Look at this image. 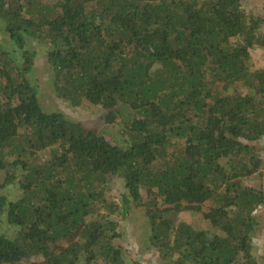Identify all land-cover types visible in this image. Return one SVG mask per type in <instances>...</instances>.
<instances>
[{"label": "trees", "instance_id": "16d2710c", "mask_svg": "<svg viewBox=\"0 0 264 264\" xmlns=\"http://www.w3.org/2000/svg\"><path fill=\"white\" fill-rule=\"evenodd\" d=\"M0 22V264H140L118 243L137 214L161 264L264 263V22L244 0H0ZM40 51L56 102L101 107L120 143L46 108Z\"/></svg>", "mask_w": 264, "mask_h": 264}, {"label": "rangeland", "instance_id": "374dc122", "mask_svg": "<svg viewBox=\"0 0 264 264\" xmlns=\"http://www.w3.org/2000/svg\"><path fill=\"white\" fill-rule=\"evenodd\" d=\"M11 1V0H7ZM46 3H53V0H42ZM244 7L247 11V14L250 17V20H256L257 17L262 18L264 22V0H244ZM254 10H259V13H253ZM1 23V22H0ZM264 31V25H263ZM37 65L39 66V82L42 87L41 90L44 94V97L47 96L46 108L48 110L56 109L57 107H61L65 110L66 113H69L72 117L76 119H83L85 124L90 127L98 126L100 130L107 135V137L112 138V140H116L120 143V138L123 137L122 131L120 130L119 124H108L103 123V120L100 119L103 114V109L98 106H94L91 103L83 102L78 105H74L69 101H59L58 103L54 99L56 97L55 91H52L50 85L51 81L54 80V77L51 78L50 72L44 71L46 65V59L44 58V54L40 51L37 56ZM251 66L253 70L255 68L264 67V46L263 47H255L251 53ZM110 132V134H109ZM114 140V141H115ZM264 141V140H263ZM264 150V149H263ZM248 182H252L254 184H258L260 182L259 179H251ZM109 190L111 191L112 197L114 200H119L120 202L122 197V192H125L123 181H113L110 185ZM4 192L8 193L12 199H17L20 196V190L18 186L11 185L8 189L5 188ZM205 209H207L205 207ZM141 214V213H139ZM256 214L261 216L260 221L264 220V207L259 208L256 211ZM179 220L189 221L194 224H200L204 228H213V223L209 220L202 219L200 214H193L192 212H182L178 215ZM264 222V221H263ZM258 224L257 231L255 232V243L256 249L259 252L264 253V223ZM141 224V219L138 218V214L134 215L132 218H120V227L123 231L124 238L119 241V245L123 247L125 251V256L127 259L131 261V259L140 260L142 263L140 264H161L160 261H155L153 259L152 253H145L144 250L139 246L134 239L139 232L136 230L137 226ZM76 234V233H74ZM74 235H69L65 237L62 242V246H67L74 239ZM135 247V249L133 248ZM102 264V263H98ZM264 264V263H263Z\"/></svg>", "mask_w": 264, "mask_h": 264}]
</instances>
